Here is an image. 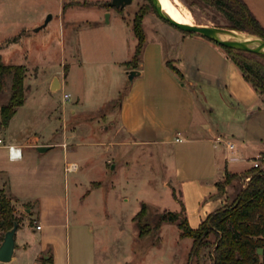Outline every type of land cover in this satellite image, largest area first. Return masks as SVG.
Segmentation results:
<instances>
[{
    "label": "rangeland",
    "instance_id": "rangeland-1",
    "mask_svg": "<svg viewBox=\"0 0 264 264\" xmlns=\"http://www.w3.org/2000/svg\"><path fill=\"white\" fill-rule=\"evenodd\" d=\"M61 1L70 0H0L1 59L4 63L26 67L24 103L17 108L5 128L0 124V135L7 132L6 135L12 139L24 137L34 141L51 137L65 141L67 160L78 163L77 169L67 171L68 184L71 186L76 181L80 183V193L90 191L83 202L72 192L70 225L83 221L93 227L97 256L104 259L103 264H211L210 253L216 241L214 234L208 235L210 244L203 247L198 256L189 255L191 238H181L176 223L164 222L157 232L140 238L133 219L143 202L149 205L150 220L159 213L170 211L167 207L172 209L175 203L164 191L163 166L168 151L158 146H137L119 134L115 123L121 98L118 91L125 88L123 85L117 87L120 79L115 73L117 65L112 62L116 57L115 41L109 32L123 20H132L138 12L152 13L159 20L152 1L132 0L123 8L110 6V0L90 1V4L73 6L64 19L58 15ZM181 2L190 10L194 23H225L221 12L201 0ZM106 13L109 14L108 19L111 16L109 23L105 22ZM48 14L53 18L43 25ZM39 17L43 22L33 26ZM68 19L78 22L80 29L77 32L70 28ZM146 22L149 27L147 19ZM237 70L239 72V68ZM64 73L62 87L50 89L52 79H59ZM121 75L126 78L125 74ZM10 85L11 75H8L0 91V108L9 100ZM196 91L198 100L205 107L212 108L208 110L210 125L216 123L224 127L232 121L233 127L248 130L251 125L257 130L264 129V114L253 115L246 121L245 111L253 109V106L232 99L224 87L218 89L203 84ZM64 93H68L69 98L64 99ZM62 108L66 109L65 115ZM70 108L76 112H70ZM232 114L235 116L233 119L230 118ZM63 132H66L64 136ZM176 135L182 138L181 134ZM100 140L103 144L99 143ZM245 144H258L264 152L263 141H246ZM62 151L60 146H55L47 156L50 160L60 161ZM256 154L251 149L248 155ZM0 163L12 170L17 189L24 191L19 181L25 163L22 166L19 162L7 164L0 160ZM247 165H253V158H249ZM258 166L261 167L259 162L256 167L259 170ZM34 172L31 169L23 177L27 178ZM90 181L101 184L98 191L93 192ZM10 205L14 216L22 220L25 212L17 207L29 206L11 200ZM36 217L35 213L31 216L32 219ZM2 218L0 210V241L7 227L1 224ZM39 259L44 263L43 258ZM10 264L28 263L24 258Z\"/></svg>",
    "mask_w": 264,
    "mask_h": 264
},
{
    "label": "crops",
    "instance_id": "crops-1",
    "mask_svg": "<svg viewBox=\"0 0 264 264\" xmlns=\"http://www.w3.org/2000/svg\"><path fill=\"white\" fill-rule=\"evenodd\" d=\"M74 1L82 2L70 0L64 2L68 3L67 6L60 2L58 15L61 19L73 6L79 5ZM244 1L264 28V0ZM110 19L111 16L109 19L107 17L105 22L109 23ZM158 19L152 13L142 16L145 43L137 68L125 64L131 60L137 43L132 20H123L115 30L109 32L115 41L116 57L112 62L117 65L115 73L120 79L117 87L123 85L125 88L118 91L121 98L115 123L119 134L125 135L137 146H158L168 151L163 166L166 179L164 191L175 203L172 209H167L180 211L183 206L189 225L195 228L207 214L222 206L227 199L232 201L235 198L249 180L243 181L244 178H250L247 175L249 169L257 167L258 162L261 164L258 167L264 168L262 148L258 144H245L246 141L264 142V129L257 130L251 125L248 130L237 128L231 126L232 121L224 127L216 123L210 125L208 110L212 108L205 107L198 100L197 88L203 84L218 89L224 87L232 99L253 106V109L247 110L249 112L245 111L246 121L253 115L264 114V99L254 91L220 47L205 37L183 33L163 19ZM67 21L74 32L80 29L75 20ZM42 22L43 18L39 17L33 26ZM173 52L175 55H171ZM168 60L180 70L181 75L168 67ZM130 69L138 70L139 74L129 83L126 71ZM121 73L126 75L125 79ZM63 81L65 73L63 77L59 76L60 87ZM65 112L66 109L62 108L63 115ZM70 112L75 113L76 110L70 108ZM230 118H235L234 114ZM4 133L0 135L4 141L0 145V160L7 164L19 162V166L25 163L19 181L24 191L17 189L14 173L1 163L0 188L11 201L29 206L17 207L25 212V216L18 221L14 253L6 264L24 258L28 264H103L104 259L97 256L93 227L83 221L70 225L72 192L83 202L90 191L80 193V183L76 181L71 186L68 184L67 163L76 161L67 160L65 141L51 137L34 141L24 137L12 139L6 135L7 132ZM176 134H181L182 138ZM218 135L230 139L235 145L234 149L229 151L222 143H216L214 138ZM99 143L103 144L101 140ZM6 145L20 146L21 158L10 160ZM38 146L49 147L39 151ZM55 146L63 149L60 161L55 158L50 160V156H47ZM251 149L257 152L255 156L248 155ZM249 158H253V165H247ZM31 169L35 172L24 178ZM226 174H233L234 177L220 191L217 182L223 181ZM90 182L93 192L98 191L101 184L97 185L98 181ZM74 212L77 213V210ZM34 213L36 219L31 218ZM37 224H40L39 229L36 228Z\"/></svg>",
    "mask_w": 264,
    "mask_h": 264
},
{
    "label": "trees",
    "instance_id": "trees-1",
    "mask_svg": "<svg viewBox=\"0 0 264 264\" xmlns=\"http://www.w3.org/2000/svg\"><path fill=\"white\" fill-rule=\"evenodd\" d=\"M201 1L215 7L223 14L225 23L216 22L217 26L244 30L264 37L263 26L244 0ZM76 3L85 5L91 2L84 0L76 1ZM142 16L143 13L138 12L132 19V30L137 43L131 60L125 62L129 67L137 68L145 43ZM14 39L15 37L7 40L6 44ZM208 40L222 49L225 56L239 68L243 78L264 99V53L229 47L214 40ZM166 64L181 75L180 70L171 61H166ZM8 75H11V92L8 102L0 108V124L3 127L7 126L17 107L24 103L23 81L26 67L23 64L4 63L0 56V91ZM247 175H250L247 184L240 189L235 198L207 214L195 228L189 225L183 206L180 211L162 212L154 220H150L149 205L141 203L140 209L133 216L138 227V236L144 238L157 232L164 222L176 223L180 230V237L192 239L189 255L198 256L199 251L210 244L207 237L212 233L216 241L210 253L211 264H264V170L253 167L247 171ZM233 177V174H226L223 181L217 182L218 189L221 191ZM0 210L3 214L1 224L7 225L6 230L12 226L13 220L19 221L13 214L10 199L1 190ZM259 247L262 248L261 255L257 254Z\"/></svg>",
    "mask_w": 264,
    "mask_h": 264
},
{
    "label": "water",
    "instance_id": "water-1",
    "mask_svg": "<svg viewBox=\"0 0 264 264\" xmlns=\"http://www.w3.org/2000/svg\"><path fill=\"white\" fill-rule=\"evenodd\" d=\"M132 0H110V6L115 8H123L125 5L130 4ZM153 7L156 11V14L168 22L172 26L181 30L186 34H196L208 39L214 40L219 44L235 47L243 50L260 52L264 53V37L258 36L256 34L238 30L233 28H227L217 25H208V24H199L192 23L187 24L174 20L163 8L160 3V0H152ZM108 17V13H106ZM51 14H48L44 20L43 25L47 24L50 20ZM39 28V27H38ZM36 28V29H38ZM129 83L132 81L133 77L139 74V71L136 69H130L126 71ZM60 88V82L57 77H54L50 84V89L54 90ZM49 146H38L39 151H45ZM18 221L13 220L12 226L7 229L0 241V262L8 263L12 259L14 249H15V233L17 230ZM257 254H262V248H257ZM47 256H44L46 258Z\"/></svg>",
    "mask_w": 264,
    "mask_h": 264
},
{
    "label": "bare ground",
    "instance_id": "bare-ground-1",
    "mask_svg": "<svg viewBox=\"0 0 264 264\" xmlns=\"http://www.w3.org/2000/svg\"><path fill=\"white\" fill-rule=\"evenodd\" d=\"M162 8L176 21L192 24V15L190 10L181 2V0H160Z\"/></svg>",
    "mask_w": 264,
    "mask_h": 264
},
{
    "label": "built area",
    "instance_id": "built-area-1",
    "mask_svg": "<svg viewBox=\"0 0 264 264\" xmlns=\"http://www.w3.org/2000/svg\"><path fill=\"white\" fill-rule=\"evenodd\" d=\"M63 97H64V99H67V98H69V94H68V93H64V94H63ZM176 140H179V138L176 137ZM214 141H215L216 143H222V145H223L227 150H229V151H232V150L234 149V146H235L234 143H233L230 139L225 138V137H223V136H221V135L216 136V137L214 138ZM2 143H3V140L0 138V145H2ZM9 146H10V145H6L7 149L9 148ZM14 146H16V145H14ZM63 146H65L64 143H63ZM16 147L20 148L21 153H22V149H21V147H20V146H16ZM8 156H9V155H8ZM20 158H21V157H20ZM20 158H19V159H20ZM77 167H78V165H77L76 162H69V163H67L66 169H67V171H72V170L77 169ZM247 179H249V178H244L243 181H245V180H247ZM36 228L39 229V228H40V224H37V225H36Z\"/></svg>",
    "mask_w": 264,
    "mask_h": 264
},
{
    "label": "clouds",
    "instance_id": "clouds-1",
    "mask_svg": "<svg viewBox=\"0 0 264 264\" xmlns=\"http://www.w3.org/2000/svg\"><path fill=\"white\" fill-rule=\"evenodd\" d=\"M21 150L20 148L10 145L8 148V155L10 160H17L21 157Z\"/></svg>",
    "mask_w": 264,
    "mask_h": 264
}]
</instances>
